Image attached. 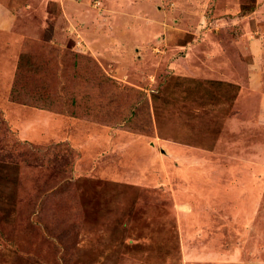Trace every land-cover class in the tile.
<instances>
[{"label":"rangeland","instance_id":"374dc122","mask_svg":"<svg viewBox=\"0 0 264 264\" xmlns=\"http://www.w3.org/2000/svg\"><path fill=\"white\" fill-rule=\"evenodd\" d=\"M0 264H264V0H0Z\"/></svg>","mask_w":264,"mask_h":264},{"label":"crops","instance_id":"0c3cea01","mask_svg":"<svg viewBox=\"0 0 264 264\" xmlns=\"http://www.w3.org/2000/svg\"><path fill=\"white\" fill-rule=\"evenodd\" d=\"M133 14V16L137 17L136 14L134 12H131ZM138 18H141V17H138ZM133 19V18H132ZM135 19V18H134ZM137 19V18H136ZM122 23V22H121ZM130 24V23H129ZM125 26V25H124ZM126 28H128L129 30H132L130 31V33H133V32H136V29L138 27H135L134 25H129V26H126ZM125 29V28H124Z\"/></svg>","mask_w":264,"mask_h":264}]
</instances>
